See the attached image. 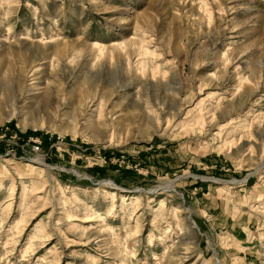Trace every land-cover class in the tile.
Listing matches in <instances>:
<instances>
[{"label": "rangeland", "instance_id": "obj_1", "mask_svg": "<svg viewBox=\"0 0 264 264\" xmlns=\"http://www.w3.org/2000/svg\"><path fill=\"white\" fill-rule=\"evenodd\" d=\"M0 264H264V0H0Z\"/></svg>", "mask_w": 264, "mask_h": 264}, {"label": "built area", "instance_id": "obj_2", "mask_svg": "<svg viewBox=\"0 0 264 264\" xmlns=\"http://www.w3.org/2000/svg\"><path fill=\"white\" fill-rule=\"evenodd\" d=\"M35 149L38 150V149H39V146L36 145V146H35Z\"/></svg>", "mask_w": 264, "mask_h": 264}, {"label": "trees", "instance_id": "obj_3", "mask_svg": "<svg viewBox=\"0 0 264 264\" xmlns=\"http://www.w3.org/2000/svg\"><path fill=\"white\" fill-rule=\"evenodd\" d=\"M106 153V152H105ZM107 156V155H106Z\"/></svg>", "mask_w": 264, "mask_h": 264}, {"label": "bare ground", "instance_id": "obj_4", "mask_svg": "<svg viewBox=\"0 0 264 264\" xmlns=\"http://www.w3.org/2000/svg\"><path fill=\"white\" fill-rule=\"evenodd\" d=\"M168 188V187H167Z\"/></svg>", "mask_w": 264, "mask_h": 264}]
</instances>
